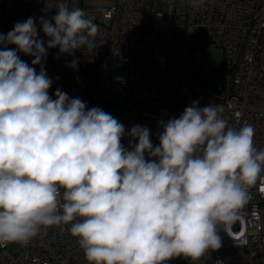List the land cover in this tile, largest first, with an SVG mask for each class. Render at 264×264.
I'll list each match as a JSON object with an SVG mask.
<instances>
[{
	"label": "clouds",
	"instance_id": "9594fccd",
	"mask_svg": "<svg viewBox=\"0 0 264 264\" xmlns=\"http://www.w3.org/2000/svg\"><path fill=\"white\" fill-rule=\"evenodd\" d=\"M204 3L189 0L193 8ZM56 9L51 20L39 18L46 42L34 17L0 33V247L27 245L58 227L77 239L88 264L178 257L198 264L222 246L220 229L237 219L250 188L264 184L254 126H230L222 107L193 101L159 122L153 145L146 126L126 132L80 98L60 89L53 98L47 49L74 55L103 43L82 8L59 2ZM18 53L33 57L31 65Z\"/></svg>",
	"mask_w": 264,
	"mask_h": 264
},
{
	"label": "built area",
	"instance_id": "2783aa9c",
	"mask_svg": "<svg viewBox=\"0 0 264 264\" xmlns=\"http://www.w3.org/2000/svg\"><path fill=\"white\" fill-rule=\"evenodd\" d=\"M77 1L0 0V33L34 17L39 38L46 42L39 18L51 20L57 3L69 7ZM82 9L99 26L103 43L91 53L81 49L74 55L47 49L44 67L53 81V98L56 89L80 98L88 108L110 113L126 132L133 125L146 126L153 145L159 143L160 121L178 118L193 101H199L198 107L218 105L230 126L252 124L254 144L264 149V0H205L200 8L189 0H116L107 9ZM213 47L222 50V70L202 73L191 52ZM18 54L31 65L33 57ZM113 60L125 68L112 70ZM129 139L122 140L125 147ZM249 191L237 219L220 229L222 246L198 264H264V184ZM8 246L0 247V264H88L77 239L58 227L42 229L16 253ZM167 264L193 262L178 257Z\"/></svg>",
	"mask_w": 264,
	"mask_h": 264
},
{
	"label": "rangeland",
	"instance_id": "374dc122",
	"mask_svg": "<svg viewBox=\"0 0 264 264\" xmlns=\"http://www.w3.org/2000/svg\"><path fill=\"white\" fill-rule=\"evenodd\" d=\"M116 0H78L69 5L70 9L74 8H102L107 9L114 5ZM144 30H149V23L145 22ZM191 60L195 67L206 74H216L221 72L223 66V53L218 47L208 48L206 50H194L191 52ZM125 66L120 60H113L112 70H123ZM9 250L16 253L20 249V244H10Z\"/></svg>",
	"mask_w": 264,
	"mask_h": 264
}]
</instances>
